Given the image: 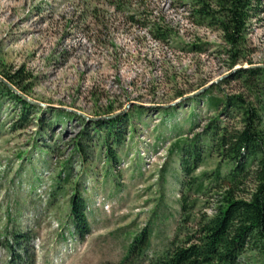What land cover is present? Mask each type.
<instances>
[{
  "label": "rangeland",
  "instance_id": "rangeland-1",
  "mask_svg": "<svg viewBox=\"0 0 264 264\" xmlns=\"http://www.w3.org/2000/svg\"><path fill=\"white\" fill-rule=\"evenodd\" d=\"M252 5L234 48L199 23L189 0H0V80L37 106L19 128L21 106L0 98V264H119L144 233L135 264H146L213 214L226 187L211 174L228 165L202 148L203 134L213 122L240 129L243 111L208 98L260 104L239 75L264 69V0ZM2 74L22 77L14 86ZM125 117L112 159L95 124ZM197 137L187 179L209 185L206 194L181 188V155ZM75 191L85 199L84 239L70 218ZM259 262L247 250L238 264Z\"/></svg>",
  "mask_w": 264,
  "mask_h": 264
},
{
  "label": "trees",
  "instance_id": "trees-1",
  "mask_svg": "<svg viewBox=\"0 0 264 264\" xmlns=\"http://www.w3.org/2000/svg\"><path fill=\"white\" fill-rule=\"evenodd\" d=\"M200 24L219 29L227 43L236 48L240 45L242 33L245 30L251 12L254 10L252 0H189ZM118 5V4H117ZM160 41H165V34L155 36ZM240 77L248 84L260 102L255 108L245 107L241 98L233 97L225 100L209 97L214 109L221 104L224 112L243 111L240 129L229 126H219L213 122L206 128L203 134L205 140L202 148H208L223 158L227 163V173L221 175L219 170L213 172L215 187H226L219 206H216L211 216L202 214L196 219L195 230L179 242H171L162 255L153 257L146 264H238L239 259L249 250L255 252L264 264V124L261 122V114H264V69L249 68L240 71ZM11 85L16 86L15 79L19 75H1ZM9 97L22 108V114L18 124L26 123L29 113L37 106L30 104L21 96L14 93L7 84L0 80V98ZM60 119L63 113L56 112ZM126 117L112 121H99L95 124L96 133L104 131V144L108 146L110 156L114 159L112 144H121L124 139L125 128L122 126ZM20 128V126H18ZM124 130V131H123ZM82 135H87L83 131ZM85 138V137H84ZM198 137L195 139V151L190 147L183 150L181 155V171L184 176L182 189L187 192L206 194L210 188L199 178H191L197 167L201 153ZM92 141V140H91ZM90 141V142H91ZM78 150L84 154L86 146L78 145ZM84 157L85 154L83 155ZM254 169L252 170V168ZM208 178V175H205ZM253 179V188L247 191L245 198L236 196L238 191L244 192L241 187ZM212 186V185H210ZM241 189V190H240ZM182 199L186 198L182 194ZM186 210V204L181 206ZM70 218L76 234L84 239L90 231L85 216V199L78 191L70 197ZM145 234V233H144ZM144 234L135 238L130 246L126 258L119 264H135L139 255H142V238ZM175 243V244H174Z\"/></svg>",
  "mask_w": 264,
  "mask_h": 264
}]
</instances>
